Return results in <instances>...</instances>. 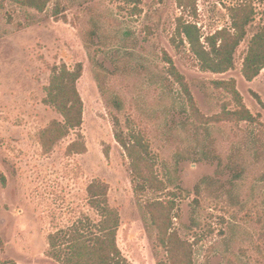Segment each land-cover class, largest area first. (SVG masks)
<instances>
[{"label":"rangeland","instance_id":"rangeland-1","mask_svg":"<svg viewBox=\"0 0 264 264\" xmlns=\"http://www.w3.org/2000/svg\"><path fill=\"white\" fill-rule=\"evenodd\" d=\"M234 3L197 0L195 16L183 17L206 37L230 26L226 7ZM138 8L123 0H52L39 13L0 2L1 263L57 264L47 256V237L86 217L97 223L88 193L95 183L107 186L108 204L119 213L116 244L129 264H171L146 210L153 200L171 203L170 232L189 243L191 264H264V110L254 96L264 103V70L250 82L241 76L260 15L234 54V69L213 74L201 71L187 42L174 38L183 15L177 0H141ZM164 54L205 116L234 108L212 85L234 79L257 121L194 123L168 78ZM77 63L83 67L81 126L46 145L42 132L62 121L43 103L51 68ZM117 129H132L148 143L152 176L163 191L135 192L129 160L114 139ZM71 143L84 152L70 151Z\"/></svg>","mask_w":264,"mask_h":264},{"label":"trees","instance_id":"trees-1","mask_svg":"<svg viewBox=\"0 0 264 264\" xmlns=\"http://www.w3.org/2000/svg\"><path fill=\"white\" fill-rule=\"evenodd\" d=\"M52 0H0L10 2L20 7L44 12ZM197 0H177V6L183 15L176 18L174 38L180 42L186 41L190 51L195 56L199 69L213 74H224L234 69V54L247 36V28L255 23L260 15V23L252 33L241 67L242 78L250 82L264 70V0H234L233 5L226 7L230 20V26L216 30L214 33L203 37L196 24L184 19V14L195 16ZM132 10L139 12L141 0H123ZM55 16L60 14L59 9H54ZM91 32L89 35L92 36ZM203 38V40H201ZM85 47L88 45L85 42ZM164 62L167 65L168 78L177 85L185 98L188 107V116L199 125L231 123H255L253 116L242 101V96L236 88V81L215 80L214 88L225 91L230 97L234 108L228 110L223 106L220 113L213 116H205L198 109L191 94L188 82L174 65L172 59L164 54ZM82 64L77 63L69 69L65 65L53 66L48 85L45 87L43 103L52 106L62 121H53L42 132L44 144L51 146L54 142L68 135L82 123L83 103L77 90V82L82 76ZM95 80L101 94L105 93V87L100 74L96 72ZM255 99L264 110V103L258 95ZM116 100V99H115ZM113 102L115 108L120 111L119 100ZM118 128V119H114ZM114 139L123 149L129 160L131 174L134 181L135 192L152 189L163 191L164 183L153 177V163L149 145L138 133L129 129L127 133L115 130ZM69 150L77 153L84 152V147L79 143H71ZM3 181V178H1ZM137 182V183H136ZM89 204L98 215L99 220L93 223L88 217L72 223L66 230H58L47 237V256L57 264H129L123 257L116 244L117 230L120 225V216L116 209L109 206L107 201V186L91 183L88 187ZM172 193H169L171 196ZM198 195V189H195ZM197 203V199L194 200ZM171 203L153 200L146 204V210L151 213L152 224L157 228L158 241L169 253L171 264H191V251L189 243L181 241L176 233L171 231ZM161 214V216H159ZM2 243L0 242V248ZM0 264H5L1 263ZM15 264V263H10Z\"/></svg>","mask_w":264,"mask_h":264}]
</instances>
